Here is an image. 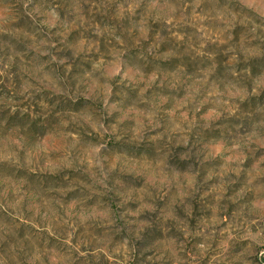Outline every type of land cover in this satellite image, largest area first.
Wrapping results in <instances>:
<instances>
[{"label": "rangeland", "instance_id": "374dc122", "mask_svg": "<svg viewBox=\"0 0 264 264\" xmlns=\"http://www.w3.org/2000/svg\"><path fill=\"white\" fill-rule=\"evenodd\" d=\"M0 264H264V0H0Z\"/></svg>", "mask_w": 264, "mask_h": 264}]
</instances>
